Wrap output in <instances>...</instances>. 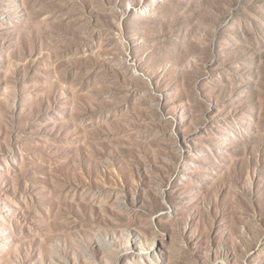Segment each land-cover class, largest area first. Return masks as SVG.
Masks as SVG:
<instances>
[{
	"label": "rangeland",
	"instance_id": "1",
	"mask_svg": "<svg viewBox=\"0 0 264 264\" xmlns=\"http://www.w3.org/2000/svg\"><path fill=\"white\" fill-rule=\"evenodd\" d=\"M0 264H264V0H0Z\"/></svg>",
	"mask_w": 264,
	"mask_h": 264
}]
</instances>
